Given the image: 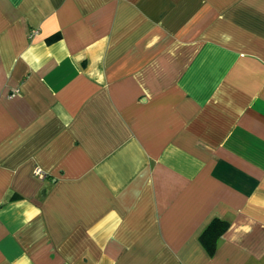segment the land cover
Returning <instances> with one entry per match:
<instances>
[{"label": "crops", "instance_id": "0c3cea01", "mask_svg": "<svg viewBox=\"0 0 264 264\" xmlns=\"http://www.w3.org/2000/svg\"><path fill=\"white\" fill-rule=\"evenodd\" d=\"M0 264H264V0H0Z\"/></svg>", "mask_w": 264, "mask_h": 264}, {"label": "trees", "instance_id": "16d2710c", "mask_svg": "<svg viewBox=\"0 0 264 264\" xmlns=\"http://www.w3.org/2000/svg\"><path fill=\"white\" fill-rule=\"evenodd\" d=\"M228 227V221L218 217L212 218L200 232L198 238L209 255H212L216 249V243L220 235Z\"/></svg>", "mask_w": 264, "mask_h": 264}, {"label": "built area", "instance_id": "2783aa9c", "mask_svg": "<svg viewBox=\"0 0 264 264\" xmlns=\"http://www.w3.org/2000/svg\"><path fill=\"white\" fill-rule=\"evenodd\" d=\"M34 175L37 176V177H40V178L44 177V173H43V171L40 168H36L34 170Z\"/></svg>", "mask_w": 264, "mask_h": 264}]
</instances>
